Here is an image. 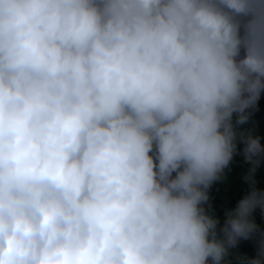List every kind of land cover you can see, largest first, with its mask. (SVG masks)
<instances>
[{
    "label": "clouds",
    "instance_id": "obj_1",
    "mask_svg": "<svg viewBox=\"0 0 264 264\" xmlns=\"http://www.w3.org/2000/svg\"><path fill=\"white\" fill-rule=\"evenodd\" d=\"M262 91L264 0H0V264H222L264 214Z\"/></svg>",
    "mask_w": 264,
    "mask_h": 264
},
{
    "label": "trees",
    "instance_id": "obj_2",
    "mask_svg": "<svg viewBox=\"0 0 264 264\" xmlns=\"http://www.w3.org/2000/svg\"><path fill=\"white\" fill-rule=\"evenodd\" d=\"M246 112L251 113L250 119L247 123L238 126L237 132H251L252 135L259 136L261 144L264 145V91L261 92L255 108L247 109ZM236 118L237 114H234V125ZM243 148L244 144L237 142V153L228 168L224 170L223 178L211 186L209 201L203 205L210 214H214L219 219L218 232L224 226L225 212L234 210L238 202L251 190L250 183L245 177L252 165L245 162ZM254 178L257 188L264 190V161L261 162ZM253 219L259 231L252 238L241 240L236 248L230 249L222 264H247L248 260L256 258L261 233H264V214L259 208L254 211Z\"/></svg>",
    "mask_w": 264,
    "mask_h": 264
}]
</instances>
